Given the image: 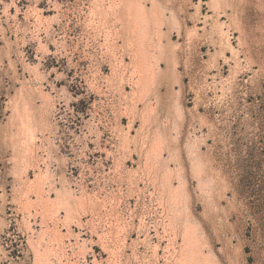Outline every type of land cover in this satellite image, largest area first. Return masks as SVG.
Returning a JSON list of instances; mask_svg holds the SVG:
<instances>
[{
  "label": "rangeland",
  "instance_id": "obj_1",
  "mask_svg": "<svg viewBox=\"0 0 264 264\" xmlns=\"http://www.w3.org/2000/svg\"><path fill=\"white\" fill-rule=\"evenodd\" d=\"M0 264H264V0H0Z\"/></svg>",
  "mask_w": 264,
  "mask_h": 264
}]
</instances>
